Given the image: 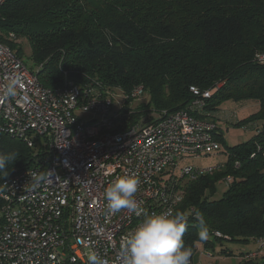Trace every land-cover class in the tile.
Listing matches in <instances>:
<instances>
[{"label":"trees","instance_id":"16d2710c","mask_svg":"<svg viewBox=\"0 0 264 264\" xmlns=\"http://www.w3.org/2000/svg\"><path fill=\"white\" fill-rule=\"evenodd\" d=\"M263 2L5 0L0 6V43L43 87L73 83L97 86L101 95L120 91L124 102L113 113V132L135 124L145 127L183 111L214 125L217 154L225 145L220 124L254 132L249 140L223 149L226 160L212 174L182 180L183 199L176 211L188 218L183 239L192 250L191 264L199 240L196 212L204 214L215 241L255 243L256 250L241 255V264H264ZM20 39L29 45V64ZM140 87L148 102L129 106L131 93ZM196 100L201 103L193 104ZM251 101L258 104L257 111L232 121L236 107L231 112V103H225ZM39 149L0 129V153L17 154L9 174L35 167L38 155L45 158ZM217 186L225 187L219 199L214 198ZM209 246L205 241L199 264H213L201 260L213 257Z\"/></svg>","mask_w":264,"mask_h":264},{"label":"built area","instance_id":"2783aa9c","mask_svg":"<svg viewBox=\"0 0 264 264\" xmlns=\"http://www.w3.org/2000/svg\"><path fill=\"white\" fill-rule=\"evenodd\" d=\"M12 77L20 80L18 94L11 99L0 94V129L28 147L39 146L45 158L38 155L35 167L14 170L2 181L10 188L0 195V264H88L93 250L106 264H122L121 241L144 217L126 210L112 214L106 188L121 177H136L141 208L148 214L175 212L183 199L182 180L217 168L183 165L219 151L208 121L177 111L145 127L113 132L111 93L101 95L92 84L45 88L0 43V93ZM142 93L136 88L130 97ZM48 171L50 180L33 187V172Z\"/></svg>","mask_w":264,"mask_h":264},{"label":"clouds","instance_id":"9594fccd","mask_svg":"<svg viewBox=\"0 0 264 264\" xmlns=\"http://www.w3.org/2000/svg\"><path fill=\"white\" fill-rule=\"evenodd\" d=\"M20 80L16 77L9 79L2 94L11 99L18 94ZM17 159L15 152L0 153V178L8 176L9 165ZM52 173L33 172L30 183L33 187L50 180ZM139 181L133 176H124L108 186L103 193L108 210L112 214L128 211L137 217L143 216L140 224L125 235L120 244L122 264H190L192 250L184 242V233L188 229V218L183 211H168L159 214H148L136 200ZM10 186L0 183V195L5 194ZM198 223V237L201 241L208 239L210 227L203 213H195ZM88 264H106V261L95 251L88 255Z\"/></svg>","mask_w":264,"mask_h":264},{"label":"rangeland","instance_id":"374dc122","mask_svg":"<svg viewBox=\"0 0 264 264\" xmlns=\"http://www.w3.org/2000/svg\"><path fill=\"white\" fill-rule=\"evenodd\" d=\"M22 43L25 56H24V61L29 64V61L27 56L29 53V45L25 40L19 41ZM113 106L111 109V112L114 113L115 111L119 110L121 106L123 105L124 99L123 96L121 95L119 90L113 91ZM129 104L132 106H135L136 104H140L142 102H148V97L145 91H143L142 95L140 97L135 98L134 100H131ZM231 103V104H230ZM250 104H247L245 102L241 103H234V102H227L225 103L226 105L230 104L228 108L232 110L233 112L234 107H236V111L233 112V117L231 118L232 121H237V120H245L249 115L255 113L257 111L258 104L254 101L249 102ZM227 107V106H226ZM155 114V113H154ZM155 114L154 116H156ZM81 117L84 120H87L90 118L89 115H81ZM222 129L221 133L224 138V143L223 149H226L227 146H234L237 144H241L247 140H249L253 135L254 132L249 130L247 126H242V127H233L232 125H226L225 123L221 124ZM222 149V153L212 155V156H205L201 157L198 159H187L183 161V165H191L193 167H216L219 164L225 162L226 156L224 154V151ZM167 177H163L165 180ZM225 190L224 186H217V191L214 196V198L219 199L223 191ZM206 242L209 243L212 247H208L207 249L213 254V257H209V260H206L205 257H202V261L204 262H212L213 264H241V255L245 254L249 251H254L256 250V245L253 242H249L248 244L242 243V242H230V241H222L221 243L218 241H215L211 235H209L208 239L205 240ZM201 241L200 239L196 242L195 244V253L193 255V263L197 264L198 263V256L200 251H204V242ZM221 250L226 251V255L221 254ZM211 254V255H212Z\"/></svg>","mask_w":264,"mask_h":264},{"label":"crops","instance_id":"0c3cea01","mask_svg":"<svg viewBox=\"0 0 264 264\" xmlns=\"http://www.w3.org/2000/svg\"><path fill=\"white\" fill-rule=\"evenodd\" d=\"M219 124H220V123H219ZM220 126H221V124H220ZM198 258H199V259H198V262H199V260H200V256H198ZM193 264H194V263H193ZM197 264H199V263H197Z\"/></svg>","mask_w":264,"mask_h":264}]
</instances>
